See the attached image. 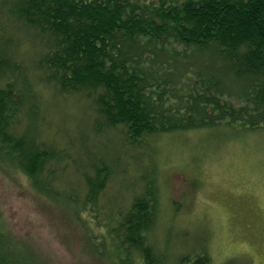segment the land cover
I'll list each match as a JSON object with an SVG mask.
<instances>
[{
	"label": "trees",
	"instance_id": "trees-1",
	"mask_svg": "<svg viewBox=\"0 0 264 264\" xmlns=\"http://www.w3.org/2000/svg\"><path fill=\"white\" fill-rule=\"evenodd\" d=\"M43 86L76 97L90 129L51 126ZM222 124L264 128V0H0V165L68 217L83 253L169 260L151 240L156 169L131 178L101 137L118 129L144 149ZM43 254L0 202V264H54ZM209 263L205 251L179 259Z\"/></svg>",
	"mask_w": 264,
	"mask_h": 264
},
{
	"label": "rangeland",
	"instance_id": "rangeland-1",
	"mask_svg": "<svg viewBox=\"0 0 264 264\" xmlns=\"http://www.w3.org/2000/svg\"><path fill=\"white\" fill-rule=\"evenodd\" d=\"M40 89L51 126L90 129L76 97ZM101 138L131 178L147 166L156 169L159 218L151 240L169 254L168 264L204 251L209 264H264V128L222 124L160 134L144 149L128 144L118 129ZM7 167L0 165V202L18 234L54 264H109L83 253L68 217L54 203L46 207L27 179Z\"/></svg>",
	"mask_w": 264,
	"mask_h": 264
}]
</instances>
